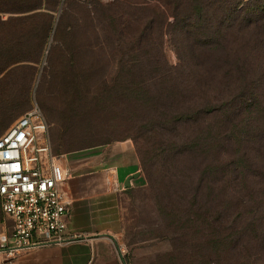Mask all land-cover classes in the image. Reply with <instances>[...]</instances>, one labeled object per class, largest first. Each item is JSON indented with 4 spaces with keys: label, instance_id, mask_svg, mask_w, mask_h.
<instances>
[{
    "label": "rangeland",
    "instance_id": "obj_1",
    "mask_svg": "<svg viewBox=\"0 0 264 264\" xmlns=\"http://www.w3.org/2000/svg\"><path fill=\"white\" fill-rule=\"evenodd\" d=\"M250 1L60 0L42 61L1 79L2 107L17 121L38 105L55 154L132 149L141 176L119 195L125 264H264L263 165L209 170L176 143L204 122L180 125L175 137L165 119L226 101L231 70L264 78V18L238 21L229 54L185 38L187 22L175 17L201 6L212 27ZM236 149L216 148V160L234 162Z\"/></svg>",
    "mask_w": 264,
    "mask_h": 264
},
{
    "label": "crops",
    "instance_id": "obj_2",
    "mask_svg": "<svg viewBox=\"0 0 264 264\" xmlns=\"http://www.w3.org/2000/svg\"><path fill=\"white\" fill-rule=\"evenodd\" d=\"M60 0H0V85L2 78L18 75L27 66L42 60L54 27ZM5 90L0 86V91ZM0 103V136L16 122ZM69 176L66 188L71 200L67 216L65 244H48L9 258L0 251V264H125L118 246L122 234L119 195L127 178L140 172L139 163L129 146L115 152L93 151L83 158H64ZM13 222L1 207L0 243L10 237Z\"/></svg>",
    "mask_w": 264,
    "mask_h": 264
},
{
    "label": "built area",
    "instance_id": "obj_3",
    "mask_svg": "<svg viewBox=\"0 0 264 264\" xmlns=\"http://www.w3.org/2000/svg\"><path fill=\"white\" fill-rule=\"evenodd\" d=\"M64 155L55 154L46 116L34 105L0 136V201L13 222L0 251L9 258L48 244H65L71 200ZM6 264V263H3Z\"/></svg>",
    "mask_w": 264,
    "mask_h": 264
},
{
    "label": "trees",
    "instance_id": "obj_4",
    "mask_svg": "<svg viewBox=\"0 0 264 264\" xmlns=\"http://www.w3.org/2000/svg\"><path fill=\"white\" fill-rule=\"evenodd\" d=\"M254 2L256 1L251 0L248 2V6L244 5L241 10L237 7L226 10L213 23L212 27L207 26L208 23H206L207 15L211 16V13H205L201 6L193 7L189 10L188 16L182 17L180 21L181 14L178 16L176 14L175 17L178 21L177 25L182 20L187 22L184 26H179L185 38H191L198 45L226 49L228 35L238 21L242 24L264 18V8L252 5ZM227 50L229 54L234 53L229 46H227ZM230 76L226 88L229 98L226 101L192 109L189 112L165 119L170 124L172 132L173 130L176 132L173 133L175 137H181L180 133H177L180 125H200L204 122L203 128L197 132L193 139L176 143L190 155L206 160L209 170L218 168L227 170L228 166L233 164L238 170L250 172L258 168L259 166H256L258 164L264 167V78L248 80L236 69L230 71ZM229 142H233L236 146L237 157L232 163H219L215 156L216 148L221 147L226 151ZM170 155L172 154L164 155L162 159L169 161L172 158ZM258 225L260 226V224ZM247 229L257 231L251 226H248Z\"/></svg>",
    "mask_w": 264,
    "mask_h": 264
},
{
    "label": "water",
    "instance_id": "obj_5",
    "mask_svg": "<svg viewBox=\"0 0 264 264\" xmlns=\"http://www.w3.org/2000/svg\"><path fill=\"white\" fill-rule=\"evenodd\" d=\"M141 176V172H137L131 176H129L125 182V189L131 188V181L134 179H138Z\"/></svg>",
    "mask_w": 264,
    "mask_h": 264
}]
</instances>
